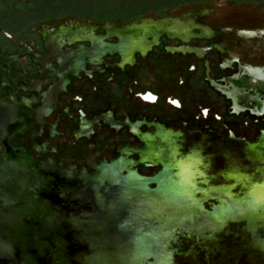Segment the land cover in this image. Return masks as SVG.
Here are the masks:
<instances>
[{
  "label": "water",
  "instance_id": "95a60500",
  "mask_svg": "<svg viewBox=\"0 0 264 264\" xmlns=\"http://www.w3.org/2000/svg\"><path fill=\"white\" fill-rule=\"evenodd\" d=\"M0 264H264V14L184 39L0 6Z\"/></svg>",
  "mask_w": 264,
  "mask_h": 264
},
{
  "label": "rangeland",
  "instance_id": "374dc122",
  "mask_svg": "<svg viewBox=\"0 0 264 264\" xmlns=\"http://www.w3.org/2000/svg\"><path fill=\"white\" fill-rule=\"evenodd\" d=\"M0 6L48 27L80 17L124 21L133 19L138 8L144 10L136 16L167 13L178 17L205 6L204 20L211 22V33L220 25L231 27L264 14V0H0Z\"/></svg>",
  "mask_w": 264,
  "mask_h": 264
},
{
  "label": "flooded vegetation",
  "instance_id": "af4514ba",
  "mask_svg": "<svg viewBox=\"0 0 264 264\" xmlns=\"http://www.w3.org/2000/svg\"><path fill=\"white\" fill-rule=\"evenodd\" d=\"M206 7L191 9L179 16L167 13L154 15L136 16L125 21H100L93 18H78L70 22H61L53 25L52 29L61 33H82L102 35H123L143 37H164L199 39L209 34L228 28L218 26L211 33V22H206L203 13ZM211 14V13H209ZM207 28L210 30L206 33Z\"/></svg>",
  "mask_w": 264,
  "mask_h": 264
},
{
  "label": "trees",
  "instance_id": "16d2710c",
  "mask_svg": "<svg viewBox=\"0 0 264 264\" xmlns=\"http://www.w3.org/2000/svg\"><path fill=\"white\" fill-rule=\"evenodd\" d=\"M141 10H144V9H141V8L135 9L134 10L135 13L133 14V16L136 17V15H140L141 13H143ZM129 16H130V14H129ZM80 18H86V17H80ZM87 18H89V17H87ZM129 19H130V17H127V18H125L123 20L125 21V20H129ZM109 20H111V19H109Z\"/></svg>",
  "mask_w": 264,
  "mask_h": 264
}]
</instances>
